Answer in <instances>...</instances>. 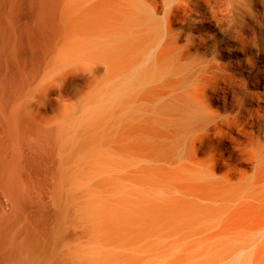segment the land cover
<instances>
[{"label":"bare ground","instance_id":"bare-ground-1","mask_svg":"<svg viewBox=\"0 0 264 264\" xmlns=\"http://www.w3.org/2000/svg\"><path fill=\"white\" fill-rule=\"evenodd\" d=\"M0 264H264V0H0Z\"/></svg>","mask_w":264,"mask_h":264}]
</instances>
